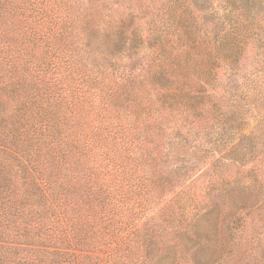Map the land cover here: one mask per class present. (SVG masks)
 I'll list each match as a JSON object with an SVG mask.
<instances>
[{"label":"trees","instance_id":"trees-1","mask_svg":"<svg viewBox=\"0 0 264 264\" xmlns=\"http://www.w3.org/2000/svg\"><path fill=\"white\" fill-rule=\"evenodd\" d=\"M161 1L114 13L108 6L117 3L107 0H0V264L151 259L154 245L138 214L148 219L159 209L151 213L138 200L148 192L136 155L143 124L172 97L192 96L189 25L199 29L196 56L206 47L223 53L221 61L236 60L237 22L215 12L214 0ZM219 5L227 14L228 3ZM135 48L145 56L138 73L120 64ZM218 68L197 67L198 86ZM249 178L263 200L229 218L228 254L244 216L264 205V184Z\"/></svg>","mask_w":264,"mask_h":264},{"label":"rangeland","instance_id":"rangeland-1","mask_svg":"<svg viewBox=\"0 0 264 264\" xmlns=\"http://www.w3.org/2000/svg\"><path fill=\"white\" fill-rule=\"evenodd\" d=\"M219 1H213L215 12L237 22L232 40L237 64L221 61L223 53L213 48L207 52L206 47L195 60L192 39L199 29L189 25L186 73L192 96L172 97L158 117L143 124L144 147L136 155L142 188L148 192L138 200L151 213L159 209L148 219L138 214L141 233L154 245L144 264H264V205L244 216L231 254L226 234L233 214L263 200L249 176L264 184V154L258 155L264 149V0H223L227 14ZM113 2L117 4L108 7L114 13L134 11L139 5L138 0H107ZM161 2L142 0L140 5L154 8ZM120 64L138 73L145 68V56L131 49L123 52ZM201 65L219 67L204 87L198 86L196 73ZM4 104L0 92V107ZM133 109L142 120V103Z\"/></svg>","mask_w":264,"mask_h":264}]
</instances>
